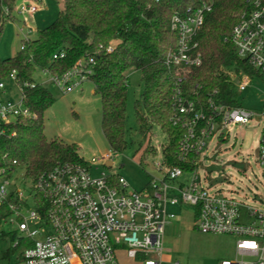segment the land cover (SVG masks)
Instances as JSON below:
<instances>
[{"label":"built area","instance_id":"2783aa9c","mask_svg":"<svg viewBox=\"0 0 264 264\" xmlns=\"http://www.w3.org/2000/svg\"><path fill=\"white\" fill-rule=\"evenodd\" d=\"M37 7L21 6L20 13H35ZM213 11V1L206 0L187 15H174L170 29L177 40L175 48L164 58L172 79L171 122L183 133L177 157L188 164L198 157L196 169H183L165 163L158 165L160 179H152L140 191H129L128 182L119 176L116 185L111 175L93 176L88 167L66 163L30 180L25 192L13 179L14 173L0 176V207L8 216L4 223L16 228L12 248H18L19 264H119L118 250L139 264H163L162 250L166 226L175 219L170 207H190L194 211L195 229L204 234H222L235 239L234 259L220 264H264V206H247L234 197L211 191L198 173L199 160L217 130L228 124H247L257 114L245 107L217 102L218 91L202 97L201 86L185 88L193 69L202 65L197 36L205 17ZM6 14L8 11H5ZM230 41L238 58L246 61L264 82V0H253V9L244 13L233 27ZM23 49V47H21ZM113 47L108 48L112 52ZM55 54L53 59L62 58ZM94 60L78 61L63 75L42 69L49 82L66 94L90 81ZM239 93L253 78L245 73L227 71ZM9 81L20 99L0 100V137L6 126L18 117H27L24 88L13 71L0 80V93ZM264 122V108L258 115ZM224 136L219 132L217 138ZM258 157L264 164V126ZM111 153L102 159L109 161ZM99 160L93 159V162ZM27 182V181H25ZM40 196L43 204L36 201ZM30 200L33 201L30 206Z\"/></svg>","mask_w":264,"mask_h":264},{"label":"trees","instance_id":"16d2710c","mask_svg":"<svg viewBox=\"0 0 264 264\" xmlns=\"http://www.w3.org/2000/svg\"><path fill=\"white\" fill-rule=\"evenodd\" d=\"M204 1L64 0L56 20L38 30L36 39L22 41L23 49L16 56L0 58V80L15 71L17 79L28 84L24 88V106L30 112L29 116H20L7 125L6 135L0 137V176H3L2 171L10 175L23 168L26 179L36 180L61 164L88 167L77 144L47 141L44 115L55 98L34 79V74L36 68H47L52 75H63L78 61L87 63L89 58L94 60L90 81L102 102V132L112 152L122 153L128 148L126 73L136 70L141 72L144 84L140 100L135 104L140 134L147 137L154 126L159 127L167 137L162 147L163 163L186 170L196 169L197 156L188 164L180 163L177 157L183 131L170 119L172 79L164 58L176 46L177 37L170 29L173 16L187 15ZM212 1L213 11L205 17L197 36L203 62L191 71L185 88L201 86L202 97L216 90L218 103L241 106L236 85L227 71L245 73L251 78L258 73L238 58L230 36L241 15L253 9V0ZM14 4V0H0V34ZM4 6L8 7L7 14ZM109 47H113L112 52H108ZM55 54L63 56L54 60ZM118 178L112 174L110 181L116 185ZM36 201L43 204L40 196ZM7 216L4 206L0 207V225ZM5 235L1 233L2 237ZM10 236L14 241L15 233ZM18 251V248L9 249L3 257L10 259Z\"/></svg>","mask_w":264,"mask_h":264},{"label":"rangeland","instance_id":"374dc122","mask_svg":"<svg viewBox=\"0 0 264 264\" xmlns=\"http://www.w3.org/2000/svg\"><path fill=\"white\" fill-rule=\"evenodd\" d=\"M10 19L4 22L0 34V58L8 59L17 55L22 41L34 40L37 31L51 25L63 8L64 0H14ZM21 6L37 7L35 13H20ZM4 12L8 10L3 7ZM114 44V43H113ZM126 140L128 148L122 153L112 152L102 132V102L94 93V85L86 81L79 88L64 94L51 84L49 77L36 68L34 79L46 87L54 96L55 103L44 115V135L47 141L59 140L66 144H77L80 156L90 165L93 176L102 172L123 177L129 184V191H140L152 179H160L158 165L162 164V147L167 137L159 127L154 126L147 137L139 132L135 104L140 100L143 81L140 71L129 70ZM7 78V77H6ZM0 100L18 101L20 94L9 82ZM239 93V92H238ZM240 104L255 112L247 124H228L207 143L199 160L201 183L209 190L234 197L247 206H264V164L258 157L259 144L264 122L258 116L264 108V82L257 76L250 86L239 93ZM150 149L151 152L147 150ZM111 153L109 161L102 157ZM93 159L99 160L93 162ZM13 179L25 192L30 191L31 182L25 177V170L18 169ZM27 181V182H25ZM33 203L30 200V206ZM175 215L166 226L162 262L163 264H220L221 260L234 259L235 239L222 234H204L195 229L194 211L190 207H170ZM16 228L8 223L0 225V264H19L20 250L4 258L3 254L12 249L11 234ZM1 233H5L4 237ZM119 264H139L117 252Z\"/></svg>","mask_w":264,"mask_h":264},{"label":"crops","instance_id":"0c3cea01","mask_svg":"<svg viewBox=\"0 0 264 264\" xmlns=\"http://www.w3.org/2000/svg\"><path fill=\"white\" fill-rule=\"evenodd\" d=\"M94 93H95V90H94ZM172 208H174V207H172ZM170 224H171V223H170ZM170 224H169V225H170Z\"/></svg>","mask_w":264,"mask_h":264}]
</instances>
